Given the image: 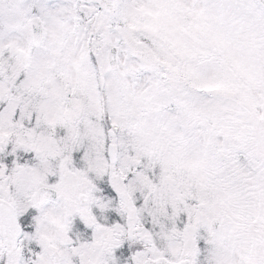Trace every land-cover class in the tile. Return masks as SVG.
<instances>
[{"label":"snow or ice","instance_id":"obj_1","mask_svg":"<svg viewBox=\"0 0 264 264\" xmlns=\"http://www.w3.org/2000/svg\"><path fill=\"white\" fill-rule=\"evenodd\" d=\"M0 264H264V0H0Z\"/></svg>","mask_w":264,"mask_h":264}]
</instances>
